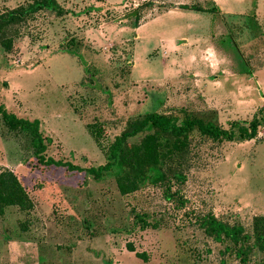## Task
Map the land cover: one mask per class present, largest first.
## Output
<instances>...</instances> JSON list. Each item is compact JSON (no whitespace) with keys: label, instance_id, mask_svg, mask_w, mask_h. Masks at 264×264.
<instances>
[{"label":"rangeland","instance_id":"1","mask_svg":"<svg viewBox=\"0 0 264 264\" xmlns=\"http://www.w3.org/2000/svg\"><path fill=\"white\" fill-rule=\"evenodd\" d=\"M33 1L0 0V14ZM54 1L63 13L28 14L0 48V106L39 122L51 159L102 165L125 124L147 113L228 129L264 107V0ZM188 146L171 203L150 186L120 196L111 175L38 169L0 121V171L31 203L0 215V264H236L196 220L249 233L264 217V127L245 141L192 132Z\"/></svg>","mask_w":264,"mask_h":264},{"label":"trees","instance_id":"2","mask_svg":"<svg viewBox=\"0 0 264 264\" xmlns=\"http://www.w3.org/2000/svg\"><path fill=\"white\" fill-rule=\"evenodd\" d=\"M36 10L53 11L56 15L63 13L54 0H34L26 9L17 7L1 13V49L10 50L15 26ZM0 121L6 129L22 134L27 140L34 159L33 165L38 169H63L68 174H84L94 181H99L104 175H111L120 196L150 186L159 189L165 201L173 203L181 202L178 187L185 181L189 134L195 132L213 142L254 139L257 129L264 127V107L259 108L247 122L229 123L228 129H221L197 118L185 116L180 120L175 116L147 113L125 124L107 146L102 165L88 168L46 156L48 140L40 132L37 120L18 118L0 106ZM134 139L137 141L133 142ZM174 185L178 187L172 190ZM7 207L26 211L30 209L31 203L13 173L2 170L0 215ZM136 220L141 221L139 218ZM196 222L205 237L222 246L221 254H231L236 264H264L263 216L252 218L249 233H244L239 226L219 222L210 214L198 218ZM255 254L262 257L253 259Z\"/></svg>","mask_w":264,"mask_h":264}]
</instances>
